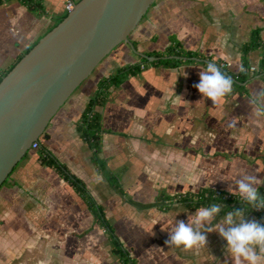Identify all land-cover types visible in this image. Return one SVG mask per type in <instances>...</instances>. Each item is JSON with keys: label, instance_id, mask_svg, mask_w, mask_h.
I'll return each instance as SVG.
<instances>
[{"label": "crops", "instance_id": "crops-1", "mask_svg": "<svg viewBox=\"0 0 264 264\" xmlns=\"http://www.w3.org/2000/svg\"><path fill=\"white\" fill-rule=\"evenodd\" d=\"M40 1L42 10L22 0L0 3V75L67 13V0ZM255 32L264 42V0H155L130 42L114 47L47 125L42 143L84 180L139 264H224L228 259L227 241L218 231L207 233V247H169L168 229L176 220L187 223L189 214L209 205L191 208L175 201L164 207L155 203L161 193L206 188L232 193L229 185L241 172L256 175L264 187V115L256 116L251 104L254 94L264 91V46L247 54V63L257 69L237 79L233 93L218 106L194 87L208 62L219 66L229 60L226 70L239 72ZM175 41L197 56L175 64L149 63L111 86L95 106L101 113V168L78 127L100 80L143 62L140 53ZM39 154V147L29 149L0 185V264H121L87 201ZM218 203L226 206L221 216L232 209ZM245 218L261 223L254 210L247 209Z\"/></svg>", "mask_w": 264, "mask_h": 264}, {"label": "water", "instance_id": "water-1", "mask_svg": "<svg viewBox=\"0 0 264 264\" xmlns=\"http://www.w3.org/2000/svg\"><path fill=\"white\" fill-rule=\"evenodd\" d=\"M155 0H79L0 80V185ZM150 60L156 57L140 53Z\"/></svg>", "mask_w": 264, "mask_h": 264}, {"label": "trees", "instance_id": "trees-1", "mask_svg": "<svg viewBox=\"0 0 264 264\" xmlns=\"http://www.w3.org/2000/svg\"><path fill=\"white\" fill-rule=\"evenodd\" d=\"M3 1L4 0H0V3H2ZM22 1L30 7L38 8L40 10L43 9L40 0ZM67 13L63 16V18L67 15ZM259 45L264 46V42L259 37L258 32H255L252 39L245 45V60L242 66V68L244 69L243 71L240 70L239 72L232 74L228 72L226 68L221 67V69L233 79L234 85H236L237 79L243 80L245 78L246 71L250 67V65L247 63L246 56L253 48ZM148 55L155 56L156 59L150 61L147 57L143 56V62L124 65L113 71L110 75L102 78L99 82V90L93 97L90 98L83 111V115L78 127L81 131L82 136L89 142L91 148L93 149V160L101 168H104V162L99 156L100 136L102 129L101 113L96 110L95 106L105 101L109 88L113 85L121 83L129 74L137 73L138 71H140L142 68V64H144V67L149 63L175 64L178 61L182 60V58L184 57L191 59L194 56H197V53L195 51L183 47L180 43L175 41L167 48L162 50H153L149 52ZM13 66L14 65H12V67ZM262 66L263 67L261 68V70H264V61ZM8 71L0 75V80ZM43 137L44 135L40 136L37 139L40 142V161L43 164H47L54 167L59 172V174L63 176L67 181H69V183L74 186L77 192L87 201L90 209L92 210L95 216V220L100 223L101 226H103L105 231L108 233V236L113 244V251L119 256L121 264H139L137 259L131 254L130 250L124 245L120 236L116 233L113 224L106 216L103 205L95 199L84 180L77 174H75L67 166V164L59 160L47 148V146L42 143ZM110 180L120 193H124L121 183L117 177L111 175ZM263 188V186H259V191L262 196H264ZM175 201L182 202L183 204L191 208H196L201 205H211L213 203L218 202H224L228 207L232 209H242L246 207L245 204L239 199L238 195L235 196L233 193H229L224 190H221V192L218 193L217 189L215 188H206L201 189L197 192H186L175 194L173 196L161 193L155 203H159L164 207H169ZM247 209L258 212V214L261 216V224H264V209L258 210L252 208L251 206H247Z\"/></svg>", "mask_w": 264, "mask_h": 264}, {"label": "clouds", "instance_id": "clouds-1", "mask_svg": "<svg viewBox=\"0 0 264 264\" xmlns=\"http://www.w3.org/2000/svg\"><path fill=\"white\" fill-rule=\"evenodd\" d=\"M183 75L187 76L185 70ZM199 76L200 81L194 87L203 97L211 99L214 105L218 106L224 97L234 91L233 79L215 62H208L206 68H201ZM251 104L256 116L264 115V91L254 94ZM260 185L261 180L256 175L241 172L228 190L238 195L245 208L231 209L223 216L220 214L226 206L222 203L197 208L194 214H189L187 223L176 220L168 229L169 239L165 243L169 247L199 249L207 247V233L218 231L227 241L225 256L228 259H225L224 264H229V259L231 264H264V224L245 218L247 206L264 209V196L258 187Z\"/></svg>", "mask_w": 264, "mask_h": 264}, {"label": "built area", "instance_id": "built-area-1", "mask_svg": "<svg viewBox=\"0 0 264 264\" xmlns=\"http://www.w3.org/2000/svg\"><path fill=\"white\" fill-rule=\"evenodd\" d=\"M74 5H75V0H67L66 1V10H67V12L71 11L73 9ZM229 65H231V61H229V60H221V61H219V66L222 67V68H226ZM142 67H144V64H142ZM249 69L250 70H256L257 67L254 66V65H251L249 67ZM39 145H40V142L38 140H35L32 143V147H34V148L39 147ZM217 192L220 193L221 190L217 189Z\"/></svg>", "mask_w": 264, "mask_h": 264}]
</instances>
